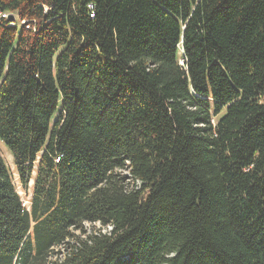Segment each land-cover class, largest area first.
<instances>
[{"label":"trees","instance_id":"trees-1","mask_svg":"<svg viewBox=\"0 0 264 264\" xmlns=\"http://www.w3.org/2000/svg\"><path fill=\"white\" fill-rule=\"evenodd\" d=\"M0 13V264H264V0Z\"/></svg>","mask_w":264,"mask_h":264},{"label":"rangeland","instance_id":"rangeland-1","mask_svg":"<svg viewBox=\"0 0 264 264\" xmlns=\"http://www.w3.org/2000/svg\"><path fill=\"white\" fill-rule=\"evenodd\" d=\"M6 16H8V18H12V21L16 20V22H20L21 25H23L24 27H27L29 23L27 22H22L21 20L19 21V17L16 16L15 14H7ZM7 18V20L9 22H12L10 21L9 19ZM0 157L3 159V161L5 162L9 172H11V175H12V179H13V184L14 186L16 187V192H17V195L18 197H20V199L26 203H28V199L30 197V194H31V182L28 183V190L27 191H23L21 186L19 185L18 183V177H17V173L15 172L14 170V166H13V161H12V158L10 157V154L9 152L7 151V149L4 147V145L0 144Z\"/></svg>","mask_w":264,"mask_h":264},{"label":"built area","instance_id":"built-area-1","mask_svg":"<svg viewBox=\"0 0 264 264\" xmlns=\"http://www.w3.org/2000/svg\"><path fill=\"white\" fill-rule=\"evenodd\" d=\"M0 17L5 18V17H8V16H6L5 14H1L0 13ZM23 206L26 208V210H28V208H29V201H28V203H26V202L23 201ZM85 227H88V226L86 225Z\"/></svg>","mask_w":264,"mask_h":264},{"label":"water","instance_id":"water-1","mask_svg":"<svg viewBox=\"0 0 264 264\" xmlns=\"http://www.w3.org/2000/svg\"><path fill=\"white\" fill-rule=\"evenodd\" d=\"M9 20L12 21V18L10 17Z\"/></svg>","mask_w":264,"mask_h":264}]
</instances>
